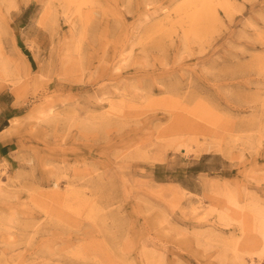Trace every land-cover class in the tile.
<instances>
[{
    "label": "rangeland",
    "instance_id": "rangeland-1",
    "mask_svg": "<svg viewBox=\"0 0 264 264\" xmlns=\"http://www.w3.org/2000/svg\"><path fill=\"white\" fill-rule=\"evenodd\" d=\"M227 3L0 0V264H264V0Z\"/></svg>",
    "mask_w": 264,
    "mask_h": 264
},
{
    "label": "crops",
    "instance_id": "crops-1",
    "mask_svg": "<svg viewBox=\"0 0 264 264\" xmlns=\"http://www.w3.org/2000/svg\"><path fill=\"white\" fill-rule=\"evenodd\" d=\"M13 109V100H9V95L0 93V161L18 147L17 131L11 123L15 115Z\"/></svg>",
    "mask_w": 264,
    "mask_h": 264
},
{
    "label": "bare ground",
    "instance_id": "bare-ground-1",
    "mask_svg": "<svg viewBox=\"0 0 264 264\" xmlns=\"http://www.w3.org/2000/svg\"><path fill=\"white\" fill-rule=\"evenodd\" d=\"M205 2H206V6L208 7V6H213L212 4H213V0H205ZM202 3V2H201ZM223 3L225 4V3H227V0H223ZM204 4V3H203ZM228 4V3H227ZM229 5V4H228ZM228 5H226V6H228ZM52 23V22H51ZM8 56H6V58H4V63L5 64H8V63H11V59H13V58H11V59H9V57L7 58ZM13 63V62H12ZM41 70V69H40ZM39 73H40V71H39ZM41 73H43L42 72V70H41Z\"/></svg>",
    "mask_w": 264,
    "mask_h": 264
}]
</instances>
